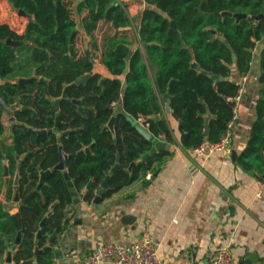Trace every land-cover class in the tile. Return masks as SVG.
I'll list each match as a JSON object with an SVG mask.
<instances>
[{"label":"trees","instance_id":"trees-1","mask_svg":"<svg viewBox=\"0 0 264 264\" xmlns=\"http://www.w3.org/2000/svg\"><path fill=\"white\" fill-rule=\"evenodd\" d=\"M144 1L147 8L136 30L138 47L132 51L133 42L111 39L103 60L108 73L104 75L92 61L78 62L76 49L70 52L76 25L71 23L62 0H8L13 11H24L31 17L22 35L0 24V39L21 43L15 50L0 43V95L8 106L18 103L22 108L14 113L19 123L10 134V123L6 126L2 121L5 111H1L0 103V196L4 187L8 203L16 192L19 194L18 213L11 214L0 206V255L21 234L14 258L17 264L32 260L36 247L44 248L54 233L59 236L67 231L74 204L66 175L75 192L91 204L108 176V188L101 199L142 179L147 172L156 171L154 163L159 166L168 155L166 152L138 162L139 148L144 149L151 142L133 128L125 114L145 118L155 139L164 136L174 142L165 119L151 120L164 115L163 98L169 95L173 115L182 121V129L187 132L181 146L189 150L204 142H217L226 134L235 117L234 99L241 90V85L229 78L234 66L240 75L249 74L252 52L258 44L262 45L259 83L264 87V18H257L264 15V0ZM82 3L90 13L85 24L87 33L101 20L112 21L118 31L135 25L127 7L118 0ZM223 12L233 16H222ZM236 14H246L248 18L237 22ZM193 63L199 68L195 69ZM34 74L37 80L19 84L20 79L32 78ZM86 75L91 76L78 89L68 92L69 98L60 102L57 113L54 101L62 97L65 86ZM73 99L80 100L82 107L73 104ZM120 101L124 112L116 113L114 106ZM256 112L243 158L258 162L256 169L264 181L263 88ZM208 115L211 119L208 133L204 134ZM113 116L117 118L116 137L108 128ZM43 130L47 133L39 134ZM65 132L70 133L63 135ZM118 155L119 169L112 172ZM63 156L66 168L60 170ZM133 162L137 165L130 172ZM47 171L50 174L39 187L42 173ZM50 212L46 224L40 227ZM39 230L43 233L41 240L37 239ZM37 258L54 264L52 252Z\"/></svg>","mask_w":264,"mask_h":264},{"label":"crops","instance_id":"crops-1","mask_svg":"<svg viewBox=\"0 0 264 264\" xmlns=\"http://www.w3.org/2000/svg\"><path fill=\"white\" fill-rule=\"evenodd\" d=\"M118 1L127 7L135 25L118 31L112 21L101 20L87 33L85 24L90 13L86 4L82 0H62L71 23L76 25L73 44L77 61H92L104 75L108 74L103 65L108 42L115 37L125 38L133 42L132 51H135L136 30L147 8L144 0ZM30 19L29 15L20 16L13 11L8 0H0L1 25H8L22 35ZM261 49L262 45L258 44L252 52L249 74L240 75L234 66L229 78L240 84L242 91L229 150L207 158L197 157L191 149L185 150L181 139L187 132L182 129V121L175 118L173 111L171 114L165 111L160 120L168 123L174 142L164 136L156 138L164 146L147 161L166 152L168 155L159 166L158 162L154 163L156 171L147 172L145 177L111 197L100 199L97 204L81 199L70 208V225L63 235H57L53 245L54 264H85V258L105 243L131 247L145 235L159 241V256L164 264H212L213 256L220 250L229 251L235 264H264V203L258 199V194L264 197V181L260 183L263 174L257 171L258 162L254 158H243L263 88L259 83ZM165 105L164 102V109ZM114 109L116 113H123L122 101ZM207 118L211 119V115ZM2 121L6 126L10 123L6 112ZM208 127L209 123H205L204 134L208 133ZM144 146L145 152L153 147L152 144ZM261 156L264 169V152ZM2 203L14 205L11 214L19 212V202L8 203L5 199ZM12 246L14 242L9 243V248ZM17 249L18 246L12 254V264H17L14 260ZM6 255L7 252L0 255V264H6ZM31 261V264L46 263L37 255ZM100 264L114 263L109 260Z\"/></svg>","mask_w":264,"mask_h":264},{"label":"water","instance_id":"water-1","mask_svg":"<svg viewBox=\"0 0 264 264\" xmlns=\"http://www.w3.org/2000/svg\"><path fill=\"white\" fill-rule=\"evenodd\" d=\"M205 0H203L202 2H204ZM18 14L20 16H28V14H26L24 11H19ZM222 16H233V14L231 12H223L222 13ZM234 17L236 18L237 22H240L242 19H247V15L246 14H236L234 15ZM257 18H264V15H261ZM173 26H175V24L173 23ZM214 34H216V31L215 30H211ZM76 36V31H74L71 35V41L73 42V39L75 38ZM220 40H224L223 38H219ZM0 43L1 44H6L8 45L9 47H11L13 50H15L18 46H20V42L19 41H13L11 39H7V40H2L0 39ZM75 50V45L72 44L70 46V52ZM53 62L55 63V60L54 58H52ZM193 67L195 69H198L199 66L197 63H193ZM210 76V74H208ZM91 75H86L84 76L83 78H81L80 80H78L77 82H74L72 84H69L67 86H65L64 88V91H63V94H62V97L60 99H57L56 101H54V105H55V111L57 113H59L60 111V108H59V105H60V102L63 100V99H68L69 96H68V92L70 90H73V89H78V87L80 85H82L83 83H85L89 78H90ZM216 79V77L214 78ZM37 80V77L34 76L32 78H28V79H20L19 80V84L20 85H27V84H30L31 82ZM41 82L45 81V79H39ZM264 89V87H263ZM164 102H165V111L167 114H171L172 113V107L170 105V96L169 95H165L164 98H163ZM230 102H232V99H229ZM73 104L77 105L79 108L82 107V104H81V101L80 100H77V99H73L72 100ZM0 103H1V111H5L7 113V115L9 116V122H10V133L12 134V129L14 127V125L18 124L19 122L17 121V119L15 118L14 116V113H16L17 111L19 110H22L21 107L18 106V103H15L11 106H8L7 104H5L2 96L0 95ZM25 109V108H24ZM125 117L126 119L128 120V122L131 123V125L133 126V128H135L138 133L146 140V141H150L151 144H152V148L149 152H145L143 151L141 148H139V152L141 154V158L138 162H145L147 161L152 155L156 154V152L158 150H160L161 148H163V144L159 141H157L153 134L150 132V130L144 125L142 124L138 119L134 118L133 116H130L128 114H125ZM116 116H113L110 120V122L108 123V128L110 129V131L113 133V136L116 137V132H115V123H116ZM151 120H154V121H158L160 120V116H157V117H152ZM208 118L206 119V123H208ZM146 122V121H145ZM60 124V116L57 115V123H56V127H58ZM49 132H53V130L51 129ZM47 131L46 130H43V131H39V134H46ZM70 132H65L63 133V135H68ZM58 136L60 137V134H58ZM162 145V147H161ZM89 151V149H87V152ZM2 161L4 162V159L2 158ZM65 161H66V157L63 156L62 157V160L60 162V164L58 165V169L60 170H65L66 166H65ZM119 161H120V156L118 155L117 157V165L113 168L112 172H115L117 169H119ZM137 165V162H133L130 167H129V171L131 172V170ZM50 174V171H47V172H44L42 173V176H41V181H40V184H39V187L44 184L45 182V178ZM5 176L7 177L8 176V170L5 171ZM109 178L110 176H108L106 178V180L104 181V183L102 184L101 188L99 189L98 191V195L94 201V203H99L102 195L104 194L105 190L108 188V182H109ZM18 179L19 177L17 176L16 179H15V184L17 185L18 183ZM66 179L68 180V185L71 189V194H72V197H73V204L74 206L78 205L80 202H81V199H82V195H78V193L75 192L74 188H73V184L72 182L70 181L68 175H66ZM38 187V188H39ZM90 187V184L87 186V189ZM6 196H7V187H4L3 191H2V194L0 196V206H2L4 208L5 211H10L12 208H13V204H4L2 203L5 199H6ZM13 202L15 204H17L19 202V194L18 192H16L15 194V198L13 200ZM52 215V212H50L46 218L43 219V221L40 223V227H43L45 224H46V221L48 219V217H50ZM43 237V233L41 230H39L38 234H37V239L38 240H41ZM56 239H57V234H53L49 241H48V244L47 246H45L44 248H40V247H36L35 249V254L37 256H40L42 254H44L45 252H52L53 251V245L55 244L56 242ZM20 240H21V234L18 235L15 243H14V246H12L11 248H9L7 250V255H6V259H5V262L6 264H12L13 263V252L15 251L16 247L19 245L20 243ZM31 260L29 261H26V262H23V264H31Z\"/></svg>","mask_w":264,"mask_h":264},{"label":"built area","instance_id":"built-area-1","mask_svg":"<svg viewBox=\"0 0 264 264\" xmlns=\"http://www.w3.org/2000/svg\"><path fill=\"white\" fill-rule=\"evenodd\" d=\"M242 98V91L234 99L237 105ZM142 124L148 127L142 118L138 119ZM234 120L229 124L228 130L224 136L217 142H204L191 151L197 157H210L214 153L228 151L231 138ZM263 184V181H260ZM258 199L264 203L262 194H258ZM160 243L154 237L145 235L131 247L110 242L101 245L96 250L92 251L86 258L85 264H100L105 261L112 260L114 264H164L159 256ZM212 264H235L233 255L227 250L218 251L212 259Z\"/></svg>","mask_w":264,"mask_h":264},{"label":"flooded vegetation","instance_id":"flooded-vegetation-1","mask_svg":"<svg viewBox=\"0 0 264 264\" xmlns=\"http://www.w3.org/2000/svg\"><path fill=\"white\" fill-rule=\"evenodd\" d=\"M19 107H21V106H19ZM5 113V112H4Z\"/></svg>","mask_w":264,"mask_h":264}]
</instances>
